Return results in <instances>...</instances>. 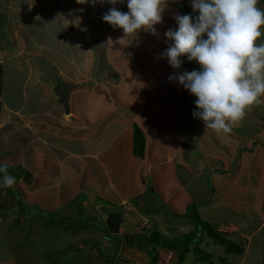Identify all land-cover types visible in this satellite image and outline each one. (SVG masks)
<instances>
[{"label": "crops", "instance_id": "crops-1", "mask_svg": "<svg viewBox=\"0 0 264 264\" xmlns=\"http://www.w3.org/2000/svg\"><path fill=\"white\" fill-rule=\"evenodd\" d=\"M55 1L0 0V164L25 171L0 182L4 203L15 204V193L31 207L47 203L71 227L104 226L116 212L158 229L189 220V196L206 191L217 205L207 223L245 234L242 210L224 217V202L239 192L243 209L264 207V0H200L202 17L185 0L202 21L193 25L213 33L184 69L179 0H66L74 19ZM57 80L73 86L68 114ZM156 197L164 217L152 211ZM259 213L243 218L264 220ZM10 256L0 264H15Z\"/></svg>", "mask_w": 264, "mask_h": 264}, {"label": "rangeland", "instance_id": "rangeland-1", "mask_svg": "<svg viewBox=\"0 0 264 264\" xmlns=\"http://www.w3.org/2000/svg\"><path fill=\"white\" fill-rule=\"evenodd\" d=\"M225 1L226 0H215L216 4L221 6L222 3L225 4ZM125 2H128L132 6L134 5V0H125ZM192 2L196 5L197 14L201 16V9H203V7L200 4H202V2L200 0H193ZM254 3L255 6L261 4L259 0H250L248 4L254 6ZM187 6L188 4H186L185 0H179L176 8L180 9L182 12L183 8L188 9ZM261 13L264 14V1L262 2ZM67 17L69 18V16ZM178 18L179 17H177V20ZM181 21L187 23V25L189 24L187 27L188 29L186 28L178 34V37H180L183 42V44L180 45L181 56L186 58L188 55L189 58H192L190 61H194L195 57H198L196 54H199L195 53V51L198 52L197 50H201L202 47H205L203 51L211 47V43L207 40L205 33L206 31L211 34L213 32L211 28L210 30H206L198 23L197 25H193L196 21L192 20V18L186 14L183 15V13H181ZM80 24L82 26L84 25L83 23ZM178 44H180V42ZM184 46L188 49L194 48V50H192V53H187ZM11 167L13 171H9L5 163L4 165L0 164V174H3V177L0 178V182L3 181V183H5L4 181H7L13 184L16 176L18 178L25 177L24 170L21 168L18 170V167L14 166ZM261 175L262 174H258V176ZM253 187L254 186L251 185L250 189H253ZM11 188L16 191L13 185H11L10 189ZM222 189L226 192L232 191L233 186L231 185V179L230 182L225 181L223 183ZM198 190L199 188H194L192 191ZM0 191L2 192L0 193V207L1 205L5 207L4 209H0V232L3 236L4 232L6 235V240L4 238H2V240L0 239V260H11L10 254L13 252L16 260L14 262L15 264H150L151 262L149 260H151L153 256L143 250V239L148 238L150 231L157 230L156 225H151V227L147 228L146 226H148V224L145 221L142 224L143 221L137 223L138 221L136 222L135 220L126 218L123 227H126L127 231L126 235L121 238V235H111L108 233L105 225L103 226L102 223H94L93 220H88L86 221V223H88L87 225L78 227L66 226L63 225V223L60 224V218L54 215L47 209V206L44 205L47 203L34 202L33 207H31L28 202L17 193L14 194L15 198L12 199L15 204L10 206V199L4 203L8 195L3 194L4 190ZM190 194L191 193H187L185 196ZM189 197L194 200L192 206L195 208L191 213L193 215V220L173 217L174 220H169V223H165V221L161 222L160 226H158L161 235L165 239H168L166 242L171 244L172 248L180 250L179 252L174 249H168L171 250L170 252L176 254L175 258L181 255L183 257L182 264H264V220H252V222H250L243 218V215H251L254 212L264 214L262 202H258L260 205L255 206L258 208V210L255 211L253 208L249 210L243 209L241 205L238 204L244 203V200L236 202L237 199H244L246 197L243 193L237 192L235 196L232 194L233 198H226L224 209H228L230 212H225L224 217L232 214L231 210H242L241 212L243 215H237L241 218L236 220H238L240 225H245L246 230L244 234L239 232L238 228L234 225L223 228L222 224L218 226L212 224L218 232L222 233L225 230L229 231L228 233L233 235L234 241L243 251L242 253H227L224 246L217 244L208 236L206 228H201V220L204 222L209 220L207 210L209 209L212 211L217 206L215 205L216 203L211 201V195L204 191L202 193H193V195ZM248 198L250 200L252 199L251 196ZM155 201L153 204H156L158 209H153L152 211L158 210L159 214L164 217L165 213H168L167 210L163 208L162 202L158 197H156ZM259 206L262 209H260ZM149 208L151 210L152 206H149L148 209ZM260 210H262V212ZM122 213L126 214L125 211H122ZM6 217L8 218L4 219ZM154 220L157 221L156 218H154ZM65 221L69 223L68 219ZM261 222L262 224L260 226L259 224ZM120 239H122L121 249L119 248ZM119 251H121L122 254Z\"/></svg>", "mask_w": 264, "mask_h": 264}, {"label": "trees", "instance_id": "trees-1", "mask_svg": "<svg viewBox=\"0 0 264 264\" xmlns=\"http://www.w3.org/2000/svg\"><path fill=\"white\" fill-rule=\"evenodd\" d=\"M182 13L183 15H187L189 17H191L192 19L198 21V22H202L200 21V19H198V17L193 14L191 11H189L186 8L182 9ZM187 23L182 22L180 27H181V31L187 28ZM178 42H180V45L183 44V42L181 41L180 37H178ZM185 50H187V53H192V50L187 47H185ZM186 53V54H187ZM181 56V55H180ZM188 57V55H187ZM185 58L184 56H181V61H180V67L181 69H184L189 63H191L192 61H190V59L192 58ZM193 64L195 63V60L192 62ZM134 142H135V152L136 154H138V156H142V152L144 150V146H145V140H144V135L143 133L140 131L139 128L135 129V134H134ZM195 207L192 206V208L189 211L188 214V218L189 220L192 219L193 220V215L191 214L193 212ZM195 213V212H194ZM196 220V218H195ZM201 228H206L208 236L214 240V242H216L217 244H220L222 246H224L227 250V253H233V252H238V253H242L243 251L238 247V245L236 244V242L233 239V235H224L222 233H219L217 231V229H215V227H212L211 225H209L207 222H204L201 220ZM235 236V235H234ZM144 244H143V250L146 251L147 253H149V255L151 256H155V250L157 247L161 246L164 248H168V249H174L172 248L171 244H169L168 242H166V240L162 235L161 232L157 229V230H152L150 231V235L148 236V238H144L143 239ZM152 246V247H151ZM150 251V252H149ZM179 251L180 250H176ZM153 258V257H152ZM178 259V263L176 262V264H182V260L183 257L181 255H179L177 257ZM152 260V259H151ZM150 264H153V262H151Z\"/></svg>", "mask_w": 264, "mask_h": 264}, {"label": "water", "instance_id": "water-1", "mask_svg": "<svg viewBox=\"0 0 264 264\" xmlns=\"http://www.w3.org/2000/svg\"><path fill=\"white\" fill-rule=\"evenodd\" d=\"M73 86L70 83H64L57 80L55 88L56 95L58 96L59 103L64 107L65 113L70 112V95ZM125 218L120 213H110L105 219V227L111 235H119L120 227L124 224Z\"/></svg>", "mask_w": 264, "mask_h": 264}, {"label": "built area", "instance_id": "built-area-1", "mask_svg": "<svg viewBox=\"0 0 264 264\" xmlns=\"http://www.w3.org/2000/svg\"><path fill=\"white\" fill-rule=\"evenodd\" d=\"M223 228L227 226H222ZM229 231L225 230L222 233H228ZM175 253L170 252L164 248H160L157 250L156 259L154 260V264H176L177 258H175Z\"/></svg>", "mask_w": 264, "mask_h": 264}, {"label": "clouds", "instance_id": "clouds-1", "mask_svg": "<svg viewBox=\"0 0 264 264\" xmlns=\"http://www.w3.org/2000/svg\"><path fill=\"white\" fill-rule=\"evenodd\" d=\"M55 4H56V6L62 11V13H64L66 16H69V19L71 18V19H74V18H77V16L74 14V12H73V10H72V8H71V6L69 5V3L66 1V0H56L55 1ZM80 23H82V22H80ZM84 24V23H83ZM81 25V24H80ZM88 25H85V26H83V27H87ZM224 226V225H223ZM216 229V228H215ZM219 233H221V232H219ZM222 234H224V235H227V234H230V233H222ZM120 235V234H119ZM160 248H164V247H161V246H159V247H157L156 248V250H155V256H153V258H151L152 260H150L151 262H153V264H154V260L156 259V255H157V250L158 249H160ZM164 249H166V250H168V248H164ZM169 251H171V250H169ZM150 262V263H151Z\"/></svg>", "mask_w": 264, "mask_h": 264}]
</instances>
